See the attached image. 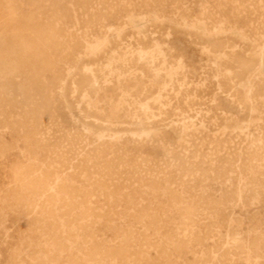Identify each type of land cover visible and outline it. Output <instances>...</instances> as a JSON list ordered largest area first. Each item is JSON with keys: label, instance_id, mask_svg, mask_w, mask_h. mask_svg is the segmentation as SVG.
Returning <instances> with one entry per match:
<instances>
[{"label": "rangeland", "instance_id": "374dc122", "mask_svg": "<svg viewBox=\"0 0 264 264\" xmlns=\"http://www.w3.org/2000/svg\"><path fill=\"white\" fill-rule=\"evenodd\" d=\"M11 1L0 264H264V0Z\"/></svg>", "mask_w": 264, "mask_h": 264}, {"label": "bare ground", "instance_id": "6f19581e", "mask_svg": "<svg viewBox=\"0 0 264 264\" xmlns=\"http://www.w3.org/2000/svg\"><path fill=\"white\" fill-rule=\"evenodd\" d=\"M2 1V0H1ZM14 1V0H13ZM12 1L10 0V2L9 3H11ZM42 2V1H41ZM205 2V1H204ZM195 3H196V1H195ZM36 6V5H35ZM195 8V7H194ZM243 8H244V6H243ZM200 10V9H199ZM202 10V9H201ZM195 11H196V9H195ZM210 11V10H209ZM244 11V10H243ZM255 11V10H254ZM11 12H13V11H11ZM15 12V11H14ZM201 12V11H200ZM200 14V13H199ZM214 14V13H213ZM19 15V14H18ZM36 16V15H35ZM41 17V16H40ZM235 17H237V15L235 16ZM36 18V17H35ZM202 18H203V16H202ZM199 19V18H198ZM240 19V18H239ZM34 20H36V19H34ZM203 20V19H202ZM250 20V19H249ZM252 20H254V19H252ZM43 21V20H42ZM42 21H40V22H42ZM233 21V20H232ZM28 22H30V21H28ZM209 22V21H208ZM253 22V21H252ZM243 23H245V22H243ZM31 24V23H30ZM262 24V23H261ZM210 25V24H209ZM46 26V25H45ZM46 27H48V26H46ZM230 27V26H229ZM261 28H263V27H261ZM257 29V28H256ZM50 32V31H49ZM52 32H53V30H52ZM257 33V32H256ZM249 34V33H248ZM258 34V33H257ZM32 35H33V33H32ZM201 35V34H200ZM51 36V35H50ZM253 36V35H252ZM250 37V36H249ZM47 38V37H46ZM220 38V37H219ZM256 39V38H255ZM44 40V39H43ZM51 40V39H50ZM203 40V39H202ZM258 40V39H257ZM15 41V40H14ZM28 41V40H27ZM254 41V40H253ZM21 42V41H20ZM210 42H212V41H210ZM147 43V42H146ZM240 43H242V42H240ZM35 44V43H34ZM94 44H95V42H94ZM36 45V44H35ZM16 46V45H15ZM13 47V46H12ZM29 49V48H28ZM46 50V49H45ZM237 44H232V45H230V46H227V47H225V48H223L222 50H221V52H223L224 53V55H227V54H229V53H233V55H234V52H236L237 53ZM36 51H37V49H36ZM240 51V50H239ZM247 51V50H246ZM263 52H262V56H261V59H260V62H259V64H258V66L256 67L257 69L256 70H254V72L253 73H251V74H249V75H247L246 77H244V79H243V81L242 82H240L239 84H241V83H246V84H248L249 85V90H248V92H249V95L250 94H252L253 93V89H254V87H255V83H258L257 81H259V79H260V77H261V75H262V73L264 72V48H263V50H262ZM23 52V51H22ZM9 53H11V52H9ZM18 53V52H17ZM235 53V54H236ZM19 54V53H18ZM36 54V53H35ZM10 55V54H9ZM12 55V54H11ZM27 54H25L24 56H26ZM16 56V55H15ZM13 56H11V58H12ZM235 57V56H234ZM6 58H8V57H6ZM5 58V59H6ZM12 59H15V58H12ZM27 59V58H26ZM22 60H24L23 58H22ZM233 60H234V58H233ZM12 61V60H11ZM10 61V59H9V62H11ZM124 61V60H123ZM224 61H226V60H224ZM223 61V62H224ZM14 62H16V61H14ZM24 62V64H25V60L23 61ZM42 62H44L43 60H42ZM223 62H221V63H223ZM7 63V62H6ZM19 63V62H18ZM30 63H31V61H30ZM143 63V62H142ZM150 63V62H149ZM153 63V62H152ZM15 64V63H14ZM21 64V63H20ZM19 64V65H20ZM23 64V65H24ZM29 64V63H28ZM32 65V64H31ZM38 65V64H37ZM67 65V64H66ZM222 65V64H221ZM233 65V64H232ZM7 66H8V64H7ZM9 67V66H8ZM45 67V66H44ZM130 67H131V65H130ZM148 67V66H147ZM11 69H13V71H16L14 68H11ZM147 70V69H146ZM165 70H166V68H165ZM120 71V70H119ZM252 71V70H251ZM207 72V71H206ZM71 73V72H70ZM112 73V72H111ZM33 74V73H32ZM2 75H3V72H2ZM2 75H1V77H2ZM13 75V74H12ZM11 75V76H12ZM78 75V74H77ZM76 75V76H77ZM95 75V74H94ZM227 75V74H226ZM69 76V75H68ZM97 76V75H96ZM75 77V76H74ZM91 77V76H90ZM11 78V77H10ZM93 78H95V77H93ZM208 78V77H207ZM35 79H37V78H35ZM92 79V78H91ZM99 79V78H98ZM98 79H97V77L95 78V79H93V80H91V81H85L84 83H83V89L85 90L84 92H85V96H86V98H89V97H91V96H93L94 94H96L98 91L100 92V90H101V87H100V85H98ZM263 79V78H262ZM74 80V79H73ZM85 80V79H84ZM239 80V79H238ZM264 80V79H263ZM7 83V82H6ZM23 84V83H22ZM219 84V83H218ZM217 84V85H218ZM20 86V85H19ZM237 86V85H236ZM235 85H234V87H236ZM218 87V86H217ZM187 89V88H186ZM207 90V89H206ZM237 90V89H236ZM19 91H20V93H21V96L22 97H24L25 98V96H26V91H24V89L21 87V89H19ZM222 91V90H221ZM238 91V90H237ZM261 91V90H260ZM167 92V91H166ZM204 92V91H203ZM223 92V91H222ZM221 92V93H222ZM227 92V91H226ZM206 93V92H205ZM234 93V92H233ZM195 95V94H194ZM208 95V94H207ZM65 96V95H64ZM230 96V95H229ZM242 96H244V95H242ZM200 97V96H199ZM203 97H204V95H203ZM2 98V97H1ZM6 98V97H5ZM254 98V97H253ZM248 99L250 100V96H248ZM194 100V99H193ZM199 102V101H198ZM206 102V101H205ZM249 102H251V101H249ZM196 103V102H195ZM261 103V102H260ZM34 104V103H33ZM184 104H185V102H184ZM192 104V103H191ZM197 104V103H196ZM254 104H255V102H254ZM35 106H37L38 105V102L37 103H35L34 104ZM200 105V104H199ZM191 106V105H190ZM202 107V106H201ZM253 108V107H252ZM175 110V109H174ZM171 111V110H170ZM198 111V110H197ZM250 113H251V111H250ZM187 114V113H186ZM248 116V115H247ZM194 117V116H193ZM167 118V117H166ZM234 118V117H233ZM250 118V117H249ZM227 119V118H226ZM99 120V119H98ZM237 120V119H236ZM240 120V119H239ZM243 121V120H242ZM241 121V122H242ZM245 121V120H244ZM249 121H250V119H249ZM236 122V121H235ZM217 124V123H216ZM237 125V124H236ZM177 128V127H176ZM217 128V127H216ZM228 128V127H227ZM249 129V128H248ZM112 132V131H111ZM113 133V132H112ZM192 133H193V131H192ZM101 134V133H100ZM116 134H118V133H114V134H112V136H115ZM248 135V134H247ZM249 136V135H248ZM222 137V136H221ZM234 137V136H233ZM260 137V136H259ZM213 138V137H212ZM217 138H218V136H217ZM219 139V138H218ZM246 139V138H245ZM248 140V139H247ZM259 140V139H258ZM261 141H262V137H261V139H260ZM210 142V141H209ZM243 143H244V141H243ZM250 143V142H249ZM221 144V143H220ZM242 144V143H241ZM161 146V145H160ZM245 146V145H244ZM185 147V146H184ZM196 148V147H195ZM245 149V148H244ZM246 149H247V147H246ZM248 150V149H247ZM83 151H84V149H83ZM184 151V150H183ZM256 151V150H255ZM240 152V151H239ZM238 153V152H237ZM258 153V152H257ZM245 154V153H244ZM257 156H258V154H256ZM99 156V155H98ZM237 156V155H236ZM182 158V157H181ZM261 158H264V157H261ZM242 160V159H241ZM238 161H240L239 159H238ZM263 161V160H262ZM150 162V161H149ZM160 162V161H159ZM253 162V161H252ZM264 162V161H263ZM195 163V162H194ZM248 163V162H247ZM251 163V162H250ZM254 163V162H253ZM253 163H251V164H253ZM258 163V162H257ZM189 163H187V165H188ZM191 164V163H190ZM246 164V163H245ZM235 165H237V164H235ZM241 165V164H240ZM248 166H250V164L248 165ZM260 166H261V164H260ZM264 166V165H263ZM237 167V166H236ZM241 167V166H240ZM231 168V167H230ZM254 168V167H253ZM200 169V168H199ZM240 169V168H239ZM242 169V168H241ZM246 169V168H245ZM138 170V169H137ZM215 170V169H214ZM140 171V170H139ZM162 171V170H161ZM242 171V170H241ZM150 172V171H149ZM231 172V171H230ZM153 174V173H152ZM217 174V173H216ZM238 174V173H237ZM159 175V174H158ZM241 175V174H240ZM250 175V174H249ZM184 176H185V173H184ZM156 177H158V176H156ZM208 177V176H207ZM216 177V176H215ZM179 178V177H178ZM159 179V178H158ZM242 179V178H241ZM57 180V179H56ZM189 180V179H188ZM155 183V182H154ZM57 186V185H56ZM179 187V186H178ZM31 188H32V186H31ZM152 188V187H151ZM182 188V187H181ZM98 189V188H97ZM174 189V188H173ZM240 189V188H239ZM190 191V190H189ZM241 191V190H240ZM27 193V192H26ZM174 193V192H173ZM232 193V192H231ZM241 193V192H240ZM169 194H170V192H169ZM235 195V194H234ZM230 196V195H229ZM28 197H30V196H28ZM170 197V196H169ZM238 197V196H237ZM237 197H235V198H237ZM13 200V199H12ZM237 200V199H236ZM239 200V199H238ZM14 201V200H13ZM180 201V200H179ZM240 201V200H239ZM238 201V202H239ZM2 202V201H1ZM221 202V201H220ZM241 202V201H240ZM15 203V202H14ZM174 204V203H173ZM172 204V205H173ZM202 204V203H201ZM3 205V204H2ZM225 205V204H224ZM192 206V205H191ZM172 207V206H171ZM174 207V206H173ZM38 209V208H37ZM183 209V208H182ZM22 210V209H21ZM20 212V211H19ZM36 212H37V210H36ZM17 213V212H16ZM221 213V212H220ZM19 214H21V212L19 213ZM24 214V213H23ZM152 214V213H151ZM17 215V214H16ZM153 215V214H152ZM19 217V216H18ZM144 218V217H143ZM20 219V218H19ZM196 221V220H195ZM180 234V233H179ZM228 241V240H227ZM239 243V242H238ZM217 258H218V256H217Z\"/></svg>", "mask_w": 264, "mask_h": 264}]
</instances>
